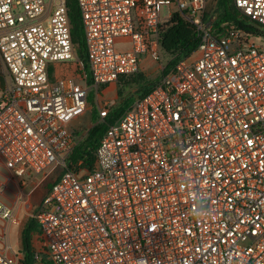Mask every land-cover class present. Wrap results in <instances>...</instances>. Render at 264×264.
<instances>
[{"label":"built area","instance_id":"built-area-1","mask_svg":"<svg viewBox=\"0 0 264 264\" xmlns=\"http://www.w3.org/2000/svg\"><path fill=\"white\" fill-rule=\"evenodd\" d=\"M77 3L99 95L145 60L163 63L174 14L200 42L107 128L91 168L70 166L69 125L87 113L90 86L83 67L80 82L51 79L53 64L78 60L67 0H0L10 76L0 89V164L19 179L61 170L32 214L40 243L30 264H264V38L214 29L207 0ZM234 5L264 28V0ZM120 38L130 46L119 49ZM0 215L18 222L2 204ZM5 248L0 264H27Z\"/></svg>","mask_w":264,"mask_h":264},{"label":"trees","instance_id":"trees-1","mask_svg":"<svg viewBox=\"0 0 264 264\" xmlns=\"http://www.w3.org/2000/svg\"><path fill=\"white\" fill-rule=\"evenodd\" d=\"M69 9V16L71 22V36L73 44L75 45L79 60L83 64L82 74H85L88 78V83L92 85V79L90 77L88 56L86 51L85 33L83 27V21L81 12L77 3V0H67ZM216 15L213 12H206L205 20L207 22L212 16H216L214 23V29H223V26H232L239 30L244 31L249 37L264 38V28L250 21L244 17L235 7L234 0H217ZM162 46L164 53L170 56L168 66L162 75H165L172 67H174L179 61L191 56L198 48L199 37L196 28L185 21L180 14L173 15L169 23L163 26L162 34ZM51 79L53 80V70L50 69ZM130 78V77H129ZM127 78H121V80ZM160 80V79H159ZM156 81L149 88H144L139 98L148 95L152 89L158 84ZM105 87H102L104 89ZM94 99L91 94L89 95V103L94 106V102L90 100ZM135 103L134 98H128L120 105L111 107L108 118L99 122L100 115L96 107H93L91 111L93 114L94 125L88 130L87 135L81 139H78L77 132L73 131L76 138V145L69 155L68 162L71 166L82 160L85 168H91L94 165L96 159V151L100 144V140L107 130V128L113 124L122 114H124ZM53 183V182H52ZM50 184L49 188L52 186ZM36 222L31 218L22 234L23 238V251L26 255V263L30 264L33 260V246H32V234L35 232Z\"/></svg>","mask_w":264,"mask_h":264},{"label":"rangeland","instance_id":"rangeland-1","mask_svg":"<svg viewBox=\"0 0 264 264\" xmlns=\"http://www.w3.org/2000/svg\"><path fill=\"white\" fill-rule=\"evenodd\" d=\"M207 4V12L210 13L214 11V14L216 15L217 0H207ZM169 16L170 7H164L162 10V19H168ZM130 43L131 41L129 38H120L116 41V45L119 49L128 48L130 46ZM170 59L171 58L169 55L164 54L162 60L163 63H157L150 59L145 60L142 64V71L139 74L127 79L120 80L118 83L113 84L110 89H106L105 87L100 92L101 96L97 93L96 89L92 87V85H89L90 94L94 97L93 100L92 98H90V100L94 102V106L89 103L87 113L74 119L69 125L70 130H75V132H77L78 139L83 138V136L85 137L88 133V130L91 129L94 125L93 114L91 112V110H93V107H96L97 110H99L106 103L113 107H117L122 105L128 98H139L144 88H149L160 79L162 74V66H165ZM74 66L76 69L74 71V77L77 78L78 76H80V69H82L83 67V64L79 60V58L74 62ZM76 81L80 82L78 78L76 79ZM8 83H10V76L6 68L4 67V64L0 60V89ZM48 172L49 173L46 175V180L43 184L45 192L49 189L50 184L60 175L61 170L60 168H55L50 169ZM41 191L42 190L38 191V196H35L33 198L34 202L39 199L42 193Z\"/></svg>","mask_w":264,"mask_h":264},{"label":"crops","instance_id":"crops-1","mask_svg":"<svg viewBox=\"0 0 264 264\" xmlns=\"http://www.w3.org/2000/svg\"><path fill=\"white\" fill-rule=\"evenodd\" d=\"M53 80L57 81L64 78L74 77V62L67 64L55 63L52 66ZM113 85L107 86L110 89ZM92 111V110H91ZM46 174L39 176H27L24 179L16 178L10 171L0 164V204L5 208L12 210L17 218L16 224H11L0 215V249H6L10 246L9 253H22L23 251V231L32 218V214L39 207L47 191L44 190ZM42 190L39 199L34 202L33 198L38 196L37 192ZM39 231L36 226L32 234L33 249L40 243ZM26 257V255H25Z\"/></svg>","mask_w":264,"mask_h":264},{"label":"water","instance_id":"water-1","mask_svg":"<svg viewBox=\"0 0 264 264\" xmlns=\"http://www.w3.org/2000/svg\"><path fill=\"white\" fill-rule=\"evenodd\" d=\"M209 25H211V23H210V24H208V26H209Z\"/></svg>","mask_w":264,"mask_h":264}]
</instances>
